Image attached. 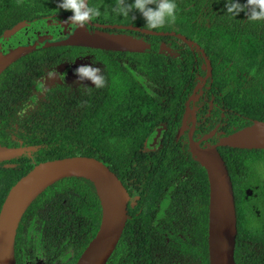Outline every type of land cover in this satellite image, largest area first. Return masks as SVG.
Here are the masks:
<instances>
[{
	"label": "flooded vegetation",
	"instance_id": "af4514ba",
	"mask_svg": "<svg viewBox=\"0 0 264 264\" xmlns=\"http://www.w3.org/2000/svg\"><path fill=\"white\" fill-rule=\"evenodd\" d=\"M87 4L93 8H108L107 5H109L94 4L93 0H88ZM110 5L112 9L115 6V4ZM71 15V11L63 9L45 11L32 19H26L27 25L8 41L2 43L3 50L7 52L18 46L32 45L37 42L39 43L37 49L24 57L41 49H45L48 57L46 63L37 68L34 78L36 82L32 84V91L27 95L31 94L32 100H27L26 95H22L21 99L9 104L8 110L18 115L39 112L43 110L44 104L56 103L48 98V91L50 95L58 96L57 100L65 105L68 98H72L73 105H78L79 100L76 101V99L82 98L83 94L89 95L92 91L90 87L97 90L91 97L95 104L100 94L102 97L106 96L105 107L115 103L116 100L113 101V99L130 96L135 92L133 89L138 88L148 98L151 96L155 102L161 103L162 108L158 111H155L154 107H149L150 102H147L139 116H128L130 120H139L140 128L150 130L151 133L139 147V151L144 154L143 157L130 164V169L136 170L139 175L124 178L125 175L115 172L128 189L130 199L123 233L106 264H109V261L111 264H210L209 176L207 174L206 177L209 194L207 230H204L205 220L200 211L189 212L190 216L184 214L190 204L185 197H180V192L194 190L203 193L202 179H198L197 182L182 183L180 178L185 179L191 172L203 177L201 169L204 166L191 152V138L200 142L202 146L217 144L221 138L235 132L234 130L228 133L230 129L237 131L256 121H262L256 116L244 114L245 112L233 106V101L236 99L235 90L240 83L242 88H245L243 91L248 89L252 86L251 79L243 80L239 77L240 81L237 82L236 79H230L228 73L224 71L222 74L215 72L216 65L220 63L216 60V58L220 59V50L228 48L234 59L232 64L236 62L238 66L241 58L246 62H253V56L246 54L248 56L246 58L240 56L239 52L232 47L231 40L226 38H222L225 42L213 49L201 43L199 37L189 38L177 29L169 30L167 32L174 31L186 35L200 46H190L177 36L171 35H167L171 38L169 41L163 40L158 43L159 47L171 56L182 60L188 58L191 82L186 83L187 85L181 91L180 86L167 85L161 80L158 81L157 78L150 77L145 71L138 69L136 62H131L128 57L130 53H144L146 50L131 52L82 45L45 46L48 39L51 42L65 39L79 27L68 19ZM116 25L126 24L98 15L86 27L92 32L126 33L143 38L147 42L154 41L151 36H158L139 30L118 28L115 27ZM131 25L146 28L138 23ZM82 47L89 49L81 50ZM99 53L107 56L109 60L98 58ZM260 54L258 53L257 56ZM262 57L261 54L258 58L262 59ZM221 63H224V60ZM255 63L259 64V62ZM81 65L99 68L105 79L104 86L95 88L90 80L80 81L75 75V69ZM228 68L229 66H226V69ZM50 72L57 74L59 80L56 81L53 76L49 77ZM128 74L134 79H131ZM192 83L193 86L190 88ZM179 105L181 106L178 107ZM233 120L235 124L231 125ZM247 121L250 124H247ZM15 127V134H11L15 144L11 146H20L24 141L19 136L17 125ZM166 140H168L167 144H178L179 149H175L176 152L172 151L170 154L163 153V150H169L168 147L165 148ZM155 152H161V154H153ZM260 163L263 164L260 171L257 169L253 171V177L242 175L240 182L237 180V173L229 170L234 184L238 213L239 233L235 253L238 264H241L240 261L252 264L257 260H259L258 264H264V197L259 196V191L264 189L262 187L264 185L263 158ZM238 191L240 196H237ZM87 194L92 195L91 191ZM95 194L96 200L99 201L97 218H94L93 210L83 215L76 207L69 205L66 199L61 206H58L56 199L50 197L44 203L35 204L33 208H38V213H32L33 215H29L25 220L29 208L39 199L40 194L21 219L15 243L16 264H78L101 228L103 208L96 189ZM250 197L254 199L253 203L248 200ZM87 205L91 207L92 203L88 202ZM198 205L199 209L203 207L201 198L198 199ZM60 212L61 218L69 214L71 216L69 218L73 219L69 221H67L68 217L60 219ZM44 220L48 225L45 235L41 229ZM240 221L247 222L250 234L241 229L243 227ZM252 232L253 237H251ZM239 237L240 243H238ZM33 238L37 246L32 244ZM205 241L207 242L205 256L208 255L209 261L203 258ZM242 254L244 256H241ZM240 256L241 258L237 260Z\"/></svg>",
	"mask_w": 264,
	"mask_h": 264
},
{
	"label": "trees",
	"instance_id": "16d2710c",
	"mask_svg": "<svg viewBox=\"0 0 264 264\" xmlns=\"http://www.w3.org/2000/svg\"><path fill=\"white\" fill-rule=\"evenodd\" d=\"M93 1L94 4L103 2L102 4L107 3L109 5H116L119 2V0ZM244 2L245 0H241V3ZM175 3L177 5L175 21L165 22L163 26L151 29L159 31L177 29L178 32H183L189 38L199 37L201 43L213 49L225 42L222 38H226L231 40L232 47L236 49V52H239L240 56L245 58L253 56V62H246L241 58L238 66L236 62L232 64L234 59L231 57L228 48L220 50V59L216 58L217 62L220 63L216 65L215 72L222 74L224 71L228 73L230 79H236L237 82L240 81L239 77L243 80L250 78L252 86L243 91L245 88H242L240 83L235 90L236 99L233 101V106L245 112L244 114L264 120V21H250L244 11L238 17L231 16L225 9L226 0H175ZM55 9H59L57 0H0V43L9 40L3 36L7 29L14 27L20 21L32 19L45 11ZM137 23L149 28L144 23ZM151 37L154 38V41H149L153 45L152 48L147 49L144 53H130L128 57H130L131 62H136L138 69L145 71L150 77L157 78L158 81L161 80L167 85L180 86L182 91L187 85L186 83L191 82V68L187 61L188 58L186 57L184 60L176 58L159 47L158 43L163 40L167 42L171 39L169 36ZM80 49L87 50L89 48L82 47ZM258 53L263 55L262 59L258 58L261 55L257 56ZM98 55V58H106L107 61V56L101 53ZM47 59L45 49H41L28 57L18 59L0 76V142L8 146L14 145L15 142L11 139V134H15V125H17L19 136L24 141L23 145L39 147L31 156L26 154L14 159L13 162L17 165L13 168H6L0 164V211L12 186L32 170L36 164L43 161L76 155L91 156L107 163L114 172L125 175L124 178L126 176H138L139 172L130 169V164L134 163L135 160H140L141 156L143 157L144 154L139 151V147L143 145V140L151 132L145 128H140L141 122L130 120L128 116H139L147 102H150L149 107H154L155 111L162 108L161 103L155 102L151 96L148 98L142 94L140 88L133 89L135 92L131 93L130 96L113 99L116 102L105 107L106 96L102 97L100 94L99 100L95 104L91 97L97 90L90 87L92 91L89 92V95L83 94L82 98L76 99V101L79 100L78 105L72 104V98H68L65 105L57 100L58 96H52L48 91V98L56 103L44 104L43 110L32 113L24 112L26 114L21 115L9 111V104L21 99L22 95H26L27 100H32V95H27L31 93V86L36 82L34 78L38 66L41 65L42 67ZM222 60L224 63H221ZM255 62H259V64ZM226 66L229 68L226 69ZM247 75L250 76L247 77ZM192 86L193 83L190 88ZM62 92L65 94L63 88ZM131 111L132 113H130ZM230 124H235L234 120ZM247 124L250 122L247 121ZM234 130L236 131V129H230L228 133ZM167 142L168 140H166L165 148L168 147L169 150H163V153L170 154L172 151L176 152L175 149H179L178 144H167ZM219 150L228 169L237 173L236 177L239 182L242 180V175L253 177V171L257 169L262 158L264 159L263 149L248 150L226 146L220 147ZM153 154H161V152ZM201 173H203L204 178L191 172L185 179L182 177L180 179L182 183H190L191 181L197 182L201 178L204 186L203 193L194 190L180 192V197H185L190 204L184 214L190 216L191 213L189 212L200 211L205 220L204 230H207L209 194L205 168L201 169ZM262 187L264 188V185ZM88 191H91L92 195L87 194ZM259 192V196L264 197V189ZM237 196H240L239 191ZM50 197L56 199L58 206H61L63 200L66 199L69 205L76 207L83 215H87L89 211L93 210V216L97 218L99 201L96 200L92 182L84 178L69 177L48 187L29 208L25 220L28 219L29 215H33L32 213H38V208H33L35 204L44 203ZM199 198L202 199L203 204L200 209ZM88 202L92 203L91 207L87 205ZM85 210L87 211L84 212ZM66 217H68L67 221L73 219L69 218L71 217L69 214H65L61 218L60 212V219ZM45 223L46 220H44L41 228L43 235L47 234L48 225ZM240 224L243 227L241 229L250 234V227L247 226V222L240 221ZM36 233L40 234L37 231ZM253 236L252 232L251 237ZM31 242L37 246L35 238L31 239ZM240 242L239 237L238 243ZM204 245L203 258L209 261L208 255L205 256L207 252L206 241ZM250 255L253 256V254ZM241 256L237 257V260ZM240 262L246 264L244 261ZM108 263L111 264V261ZM258 263L259 260L252 264Z\"/></svg>",
	"mask_w": 264,
	"mask_h": 264
},
{
	"label": "water",
	"instance_id": "95a60500",
	"mask_svg": "<svg viewBox=\"0 0 264 264\" xmlns=\"http://www.w3.org/2000/svg\"><path fill=\"white\" fill-rule=\"evenodd\" d=\"M88 3V0H87ZM27 25L20 21L7 29L3 36L10 39ZM122 29L139 30L151 35L177 36L190 46L200 47L194 40L177 32L158 31L132 25H116ZM39 43L18 46L5 52L0 43V76L18 59L35 51ZM82 45L114 51L144 52L152 44L143 38L126 33L92 32L78 27L67 38L48 41L45 46ZM169 49V47H168ZM264 149V121L237 130L217 144L202 146L191 138V152L206 169L210 182L209 253L210 264H238L237 247L238 213L234 184L220 147ZM39 149L34 145L8 146L0 142V163L31 155ZM5 167H15L7 163ZM69 177L91 181L99 195L103 216L101 228L78 264H106L121 237L130 199L128 189L117 174L103 161L91 156H67L40 162L21 177L10 189L0 211V264H16L15 243L24 213L33 201L57 181Z\"/></svg>",
	"mask_w": 264,
	"mask_h": 264
},
{
	"label": "clouds",
	"instance_id": "9594fccd",
	"mask_svg": "<svg viewBox=\"0 0 264 264\" xmlns=\"http://www.w3.org/2000/svg\"><path fill=\"white\" fill-rule=\"evenodd\" d=\"M57 7L71 11L72 15L68 19L79 27H86L92 19L100 14L96 8L88 6L87 0H57ZM176 8L175 0H131V2L119 0L112 11L114 14L123 17L138 12L149 28H157L163 26L165 22L175 21ZM225 9L233 17H238L244 11L250 21H264V0H245L244 3H241V0H226ZM75 72L80 81L90 80L95 88L104 86L105 79L99 68L81 65L75 69ZM54 74L50 72L51 77ZM7 163L15 162L12 160L0 164L4 166ZM106 165L108 164L106 163Z\"/></svg>",
	"mask_w": 264,
	"mask_h": 264
},
{
	"label": "rangeland",
	"instance_id": "374dc122",
	"mask_svg": "<svg viewBox=\"0 0 264 264\" xmlns=\"http://www.w3.org/2000/svg\"><path fill=\"white\" fill-rule=\"evenodd\" d=\"M101 3H103V2H101ZM99 4V3H98ZM108 6V8H106V7H101V8H99V7H96V9L99 11V15H100V17H103V18H107V19H113L114 21H120L121 23H125L126 25H131V24H136L137 22H140V23H144L145 24V21H144V19L142 18V16L139 14V13H135L134 15L133 14H130L129 16H127V17H123V16H119V15H116V14H114L113 13V11H112V6L111 5H107ZM120 19H123V20H128V21H123V20H120ZM165 32H167V31H165ZM72 75H74V73L72 74ZM75 75H77L76 74V72H75ZM129 75V74H128ZM49 77H50V75H49ZM53 77H54V79L57 81V80H59L58 79V75L57 74H54L53 75ZM129 77L131 78V79H134L131 75H129ZM48 80H51L50 78H48ZM34 152H32V154H33ZM31 154V155H32ZM31 155H29V156H31ZM262 165L263 164H261V163H259L258 165H257V170H261L262 169ZM248 200H250V201H252V203L254 202V199L252 198V197H250Z\"/></svg>",
	"mask_w": 264,
	"mask_h": 264
}]
</instances>
